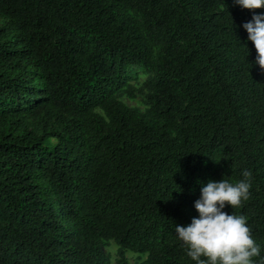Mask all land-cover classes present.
Returning a JSON list of instances; mask_svg holds the SVG:
<instances>
[{"label": "trees", "instance_id": "obj_1", "mask_svg": "<svg viewBox=\"0 0 264 264\" xmlns=\"http://www.w3.org/2000/svg\"><path fill=\"white\" fill-rule=\"evenodd\" d=\"M234 0H0V264H196L209 181L252 172L264 264V71ZM136 71L146 79L135 87ZM135 73V74H134ZM145 97L144 110L120 98ZM145 258L142 259V255Z\"/></svg>", "mask_w": 264, "mask_h": 264}, {"label": "clouds", "instance_id": "obj_2", "mask_svg": "<svg viewBox=\"0 0 264 264\" xmlns=\"http://www.w3.org/2000/svg\"><path fill=\"white\" fill-rule=\"evenodd\" d=\"M234 3L249 10L264 7V0H234ZM242 26L256 49L255 62L264 71V13L253 12L252 19ZM242 177L235 184L224 179L209 180L194 202L199 216L193 217L187 226H175L186 254L196 264H256L253 258L260 256L261 250L245 217L223 211L226 204L236 208L250 198L252 172L244 170Z\"/></svg>", "mask_w": 264, "mask_h": 264}, {"label": "rangeland", "instance_id": "obj_3", "mask_svg": "<svg viewBox=\"0 0 264 264\" xmlns=\"http://www.w3.org/2000/svg\"><path fill=\"white\" fill-rule=\"evenodd\" d=\"M135 73L136 77L131 80V84L135 87H139L140 84L146 79V75L141 71H136ZM134 94L135 96L133 98L129 97L128 95H123L120 99L129 106H137L141 110H144L147 106L145 104V97L137 91H135ZM117 248L118 245L113 240H110L108 244L104 247V251L106 252V254H108L110 258V264H116L115 258L117 255ZM126 255L129 264H137L139 262V259H137V257L139 256L138 253L127 251ZM144 258L145 254L142 255V259Z\"/></svg>", "mask_w": 264, "mask_h": 264}]
</instances>
